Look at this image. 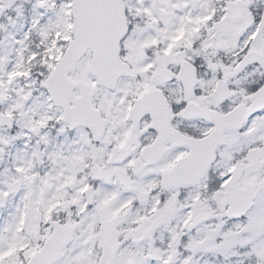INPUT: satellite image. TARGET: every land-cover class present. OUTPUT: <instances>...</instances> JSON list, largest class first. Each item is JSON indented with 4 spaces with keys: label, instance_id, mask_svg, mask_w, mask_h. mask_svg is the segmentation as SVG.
<instances>
[{
    "label": "snow or ice",
    "instance_id": "obj_1",
    "mask_svg": "<svg viewBox=\"0 0 264 264\" xmlns=\"http://www.w3.org/2000/svg\"><path fill=\"white\" fill-rule=\"evenodd\" d=\"M0 264H264V0H0Z\"/></svg>",
    "mask_w": 264,
    "mask_h": 264
}]
</instances>
